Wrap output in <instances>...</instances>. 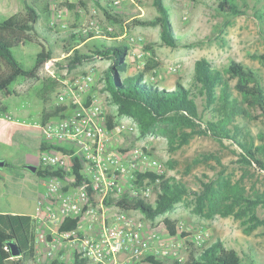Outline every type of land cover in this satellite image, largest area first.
Here are the masks:
<instances>
[{"label": "rangeland", "instance_id": "1", "mask_svg": "<svg viewBox=\"0 0 264 264\" xmlns=\"http://www.w3.org/2000/svg\"><path fill=\"white\" fill-rule=\"evenodd\" d=\"M26 0H0V22L14 13L25 11ZM42 6L46 1L51 5V17H42L33 33V42H28L14 49L16 57L27 68L33 67L36 56L43 47L53 52L54 64L50 67V74L45 66L40 73V79H27L20 77L12 85L16 92L8 97L0 93V101L23 122L15 136L17 146L9 148L0 145V158L7 157L8 165L0 167V203L3 209L21 214L36 212L37 191H44L47 180L33 173L28 166L34 165L25 161L24 153L27 151L36 158V165H40V137L36 134V124L42 122L44 109L52 110L58 106V93L62 90L65 80L83 75L89 69L97 72L96 81L85 91L80 99L87 101L95 92L99 98L105 115H117V105L112 101L111 94L106 88L105 70L110 65V58L95 57L70 70L65 47L72 32H83L87 38L92 32L93 38H88L78 46L83 53H91L95 43L105 41L108 44L126 43L130 46V72L136 73L144 69L151 60L156 59L160 64L148 73V79L160 83L166 89L175 88L177 82L191 87L194 92L195 63L200 58H207L218 67H228L232 60H238L256 69L262 85L264 86V62L254 58V53H264V21L256 17V12H264V0H236L241 6L247 7V14L241 16H225L218 11L217 0H164L169 6L171 19L176 35L181 36L178 47L161 44L160 25H136L124 28L122 24L109 21L105 10L113 9L125 20L134 18L151 19L158 15L154 0H27ZM81 2L84 3L82 6ZM71 3L74 8L67 6ZM95 20L97 26L89 28V22ZM112 27V29H110ZM112 35V36H111ZM114 35H119L117 40ZM132 38L134 40H132ZM155 44L154 50H149L147 44ZM134 49L142 53L140 57L132 54ZM93 54V53H92ZM9 65L5 66L0 60V75L9 72ZM5 72V73H3ZM3 73V74H2ZM123 78L124 75L120 74ZM45 79H55L51 89L42 92ZM4 102V103H3ZM68 113L77 106L73 100L67 101ZM197 103L204 119L211 118V114L204 108V99L197 97ZM253 119L238 118V121L257 137L264 131V116L255 110ZM116 127L111 129V140L108 145L110 152H144L146 156L141 162L142 170H155L176 181L185 183L191 190L201 188V181L217 180L222 177L239 182L248 194L264 192V170L241 162V148L232 140L220 141L211 135L196 134L188 144L170 152L167 138L161 134H148L140 136L137 122L129 117H116ZM41 126V125H40ZM257 140V143H262ZM26 147L27 149H24ZM39 151V152H38ZM214 153L220 157L221 163L215 159L196 161L203 154ZM143 156V155H142ZM139 161L141 157L138 158ZM149 159H156L159 166H149ZM3 161V160H0ZM133 172V171H131ZM14 178H13V177ZM132 181H125V190H130ZM69 187L67 186V189ZM5 191V192H4ZM6 193V195H5ZM39 196V193L37 194ZM157 191L152 193L148 201L154 202ZM195 196L189 194L175 208L155 219L148 218L143 212L137 210L133 214L146 223L145 234L155 228L161 235L163 242L170 240L178 244L168 257H157L160 260L178 259L186 260L190 254L191 243L199 246L211 244L220 239L227 246L236 248L247 264H264V226L258 227L251 234L244 232L245 226L241 219L233 215L224 217L215 215L208 218L195 212ZM2 209V210H3ZM105 214L114 215L119 212L116 206H106ZM260 217L264 218V207L259 205L256 209ZM173 223L174 232H171L165 219ZM45 230L48 227L44 226ZM153 251L149 252V255ZM65 253V262L73 264L74 256L68 247L61 246L57 254ZM28 264H41L34 259ZM152 264V263H149Z\"/></svg>", "mask_w": 264, "mask_h": 264}, {"label": "trees", "instance_id": "2", "mask_svg": "<svg viewBox=\"0 0 264 264\" xmlns=\"http://www.w3.org/2000/svg\"><path fill=\"white\" fill-rule=\"evenodd\" d=\"M154 6L158 15L151 19L134 18L130 21L123 19L122 15L113 9L105 10L109 21L122 24L124 28H132L136 25H160L161 44L170 47H178L181 36L176 35L171 19L169 6L164 0H154ZM82 6L84 3L81 2ZM218 11L225 16H241L247 14V7L241 6L236 0H217ZM74 8L75 5L67 3ZM52 9L48 1L42 6L35 2L25 1V11L17 12L0 22V60L5 66L9 65V72L0 75V93L4 97L14 94L11 87L20 77L27 79H40V73L46 62L53 58L50 49L38 52L33 67L27 68L14 54V49L33 42V33L37 30V24L42 17H51ZM256 17L264 21V12H256ZM88 38H93L92 32ZM112 36V35H111ZM116 40L119 35H114ZM83 32H72L67 41L65 50L73 52L68 57L70 70L78 65L90 61L95 57L110 58L111 63L105 70L106 88L111 94L112 101L117 105V115H108L109 128L116 127V117L129 116L137 122L140 136L148 134H161L167 138L170 152H174L189 141L196 134L211 135L223 141H234L241 148V162L264 170V131L257 137L251 130L243 128L238 118L253 119L257 116L254 111H260L264 116V86L256 69L238 60H232L228 67L222 69L207 58H200L195 63L194 88L186 87L182 82H177L175 88L169 90L160 87V83L148 79L149 72L160 64L156 59H151L143 70L130 72V46L126 43L108 44L105 41L95 43L91 53H83L79 49L80 43L87 39ZM155 44H147V48L154 50ZM93 53V54H92ZM254 58L264 62V53H254ZM120 74L124 77L121 78ZM55 79H45L42 92L51 89ZM204 99V108L211 114V118L204 119L201 113L197 97ZM68 107L58 105L52 110L44 109L42 123L51 117L59 116ZM8 107L0 101V114L7 115ZM262 140V143H257ZM54 145L43 142L41 150H49ZM64 152L72 151L57 146ZM215 159L221 163L220 157L214 153L203 154L196 161ZM74 165L72 173L77 176V184L87 182V190L92 201L95 199V191L81 173L82 167L78 157H73ZM42 178H65L71 171L62 168L46 167L38 165L35 172ZM137 186H143L146 181L154 182L160 178V183L155 186L157 196L154 202L141 197H133L124 193L119 197L108 196L104 199L106 206H117L123 210H139L148 218L155 219L173 210L183 198L189 194L195 196V212L212 218L215 215L224 217L233 215L241 219L245 226L244 232L251 234L260 226H264V218L260 217L256 209L259 205L264 207V192L248 194L246 189L231 179L222 177L217 180L201 181V188L191 190L185 183L178 182L174 177L157 173L154 170L136 172ZM80 218H68L60 226L61 230H72L78 227ZM171 232H174L173 223L169 218L165 219ZM15 244L21 250L20 256L14 257L12 245ZM35 256L34 219L30 214L0 213V264H28ZM147 261L152 264H247L240 252L229 247L220 239L211 244L199 246L191 243V250L186 260L167 259L160 260L154 255H148ZM88 260L82 258L78 252H74L73 264H87ZM52 264H67L55 259Z\"/></svg>", "mask_w": 264, "mask_h": 264}, {"label": "built area", "instance_id": "3", "mask_svg": "<svg viewBox=\"0 0 264 264\" xmlns=\"http://www.w3.org/2000/svg\"><path fill=\"white\" fill-rule=\"evenodd\" d=\"M96 26V21L92 19L85 30ZM132 54L142 55L139 49H134ZM53 64L54 58L45 64L50 74H53L50 68ZM96 74V70L91 68L83 75L68 79L58 93V105H67L68 100H73L77 106L69 113L67 108L61 115L51 117L40 126L45 142L54 145L49 150H41L40 165L71 171L65 178H44L47 180L46 188L39 196L36 212L32 215L34 260L41 264H52L55 259L65 262V253L57 254L61 246L68 247L73 256L74 252H78L88 260L87 264H149L147 256L150 251L156 258L168 257L178 245L172 240L163 242L156 228L146 235V223L133 214L137 210L118 207L120 210L116 214H105L106 197L129 193L133 197L150 199L160 178L137 186L136 172L147 171L139 169L146 158L144 152L108 151L111 129L99 98L92 96L90 102L80 99L95 83ZM57 146L72 153L64 152ZM75 156L80 160L81 173L95 191L97 203L90 198L87 182L77 184V176L72 173ZM148 163L152 168L159 166L156 159H149ZM126 180L133 182L129 191L124 189ZM78 217L80 221L76 229H60L66 219ZM45 225L48 230L44 229ZM178 259L183 260L182 257Z\"/></svg>", "mask_w": 264, "mask_h": 264}, {"label": "crops", "instance_id": "4", "mask_svg": "<svg viewBox=\"0 0 264 264\" xmlns=\"http://www.w3.org/2000/svg\"><path fill=\"white\" fill-rule=\"evenodd\" d=\"M78 76H80V75H78ZM67 80H65V82ZM93 87L96 88L94 85H92V88ZM92 96H97V94H95V92H94L89 97H92ZM91 99L92 98H89L88 102H90ZM66 106L68 107V105H66ZM7 113H8L7 115L0 114V145L3 144L5 146H8L9 148H11V147L17 146V144H18L17 141L15 140V136H16V134L18 132L19 127H22L23 122L19 121V118L17 116H15V114L12 113V111L9 108H8ZM41 123L42 122L40 120V122L37 123L36 126H35L37 128L36 129V134L40 137V142H39L40 148H39V151H41L42 143L45 142L43 134H42V129L40 127ZM24 149H27V148L24 147ZM27 151L24 153L25 161H29V163H33L34 165H36L35 164L36 163L35 162L36 161L35 156L33 154H30ZM0 160L5 161V165L4 166H0V167H5V166L8 165V158L7 157L0 158ZM1 176H2V174H1V171H0V180H1ZM38 193H39V196H40L43 193V191L42 190H41V192H40V190L37 191L36 196H35L36 197L35 201H37L38 198H39V196H37ZM1 195H2V193L0 192V197H1ZM5 195H6V193H5ZM2 207H3V205L0 203V213H17V212H14V211L5 210ZM17 214H21V213H17ZM34 214H35V212L31 213L30 215H34Z\"/></svg>", "mask_w": 264, "mask_h": 264}, {"label": "water", "instance_id": "5", "mask_svg": "<svg viewBox=\"0 0 264 264\" xmlns=\"http://www.w3.org/2000/svg\"><path fill=\"white\" fill-rule=\"evenodd\" d=\"M4 165H5V161H0V166H4ZM28 167L34 173L38 170L37 165H29ZM12 254L14 257L20 256L21 254V250L15 244L12 245Z\"/></svg>", "mask_w": 264, "mask_h": 264}]
</instances>
